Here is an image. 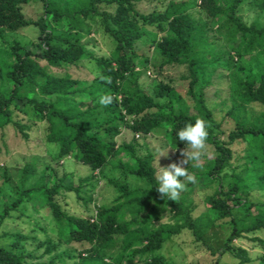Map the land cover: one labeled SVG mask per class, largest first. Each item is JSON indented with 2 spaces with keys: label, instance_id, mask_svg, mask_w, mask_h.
<instances>
[{
  "label": "trees",
  "instance_id": "1",
  "mask_svg": "<svg viewBox=\"0 0 264 264\" xmlns=\"http://www.w3.org/2000/svg\"><path fill=\"white\" fill-rule=\"evenodd\" d=\"M159 1L0 0V34L7 28L37 30L35 42L15 40L8 49L0 47V136L12 126L28 137L29 126L14 114L29 107L36 119L45 122V139L56 145L57 159H75L103 177L105 167L111 165L143 180L132 186L120 178L105 177L117 191L113 202L80 216L65 211L57 196L74 190L80 197L82 183L67 184L52 168L28 185L38 167L25 164L16 189L18 198L4 204L0 226L20 206L33 201L53 216L58 240L11 231L14 244L32 240L37 245L27 252L0 245V264H57L54 251L73 243L87 246L68 254L71 264H168L160 253L166 241L186 230L196 242L207 245V233L223 221L231 231L223 246L211 251L215 264H221L219 259L227 252L239 258V264L252 262L247 249L233 244L245 236L264 248V240L255 235L264 229V200H253L246 191L253 188L264 193V23L259 17L251 23L244 20L240 6L247 0H168L165 9L148 12L139 6ZM31 2L42 3L39 18L24 14L23 6ZM254 2L264 12V0ZM196 7L203 16L200 19L192 13ZM99 29L114 41L107 57L96 55L83 41ZM142 42H147V50L154 46V58L143 50ZM85 59L98 72L90 82L70 72ZM172 67L184 69L183 95L171 78L162 75ZM149 68L157 77L144 88L139 80ZM219 70L226 71L230 81L232 106L227 116L235 120L228 130L213 117L200 87L205 75ZM177 93L183 97L180 102L186 99L187 103L178 105ZM102 95H110L112 102L100 105ZM255 105L262 109L255 112ZM197 118L208 124L204 162L199 167L189 164L193 180L176 201L164 199L156 190L154 153L141 154L134 142L118 144L116 138L124 128L137 135L163 130L171 149L180 151L186 146L176 140V130ZM238 143L246 144V164L228 175L225 170L232 165ZM214 183L218 186L207 197V210L194 215L195 187ZM167 214L168 221L161 223ZM114 245L117 253L107 252ZM259 264H264V255L259 256Z\"/></svg>",
  "mask_w": 264,
  "mask_h": 264
},
{
  "label": "rangeland",
  "instance_id": "2",
  "mask_svg": "<svg viewBox=\"0 0 264 264\" xmlns=\"http://www.w3.org/2000/svg\"><path fill=\"white\" fill-rule=\"evenodd\" d=\"M254 0H247L240 6V13L244 20L248 23L253 22L257 17L264 23V12L254 3ZM168 0H160L157 4L140 3L139 6L143 11H150L152 9H165ZM23 11L28 18H39L43 14V7L41 2H31L23 6ZM193 15L200 19L202 14L199 7L192 11ZM58 30L57 28H55ZM63 30L59 29L58 31ZM214 34H211L213 37ZM217 36V35H216ZM215 37V36H214ZM213 37V38H214ZM37 39V30L33 27H26L19 31L11 29H4L0 34V47L9 48L15 40L29 44L35 42ZM222 40H225L221 36ZM84 42L93 50L98 56H109L114 48V41L108 34L102 30H94L90 35L85 36ZM147 42H142V48L151 58L155 57L154 46H150L147 50ZM184 71L183 67H172L165 70L162 75L171 78L174 82L175 90L178 93L184 94L185 85L180 81V76ZM70 72L76 78L90 82L98 73L93 62L89 59L79 60L76 66L70 68ZM157 74L152 69H147L140 77L139 83L144 88H149L153 79ZM210 82L206 84V82ZM203 87L204 95L207 99V105L213 113L216 121H223L224 128L227 130L234 126L235 117L228 115L232 103L230 98V81L226 71L219 70L214 74L208 73L205 75L203 82L200 84ZM177 93V104L187 103L180 102L183 97ZM89 98L88 103L89 104ZM86 104V105H87ZM261 106H253V110L258 112ZM14 118L19 120L22 124H26L29 128L26 130L28 137H24L21 132L14 129L12 126L6 127L3 134L0 136V214L4 204H11V202L18 198L16 189L19 187L22 168L25 164L31 163L38 167L28 185H31L40 174L47 172L54 168L57 174L64 179L65 183L73 184L80 187V197L76 191H65L63 195L57 196L58 202L63 209L70 214L87 216L89 213H94L98 205L111 204L117 195L116 189L107 182L105 177H116L129 182L132 186L143 184L140 177H135L129 174H122L119 170L107 165L104 169L105 176H100L98 171L93 172L91 168L75 159H67L63 157L57 159L56 145L48 143L45 139V122L36 119L30 108L27 107L25 111L16 110ZM234 120H233V119ZM117 143L134 142L139 153L143 154L149 150L155 155L156 174L159 166L166 167L170 163L179 162L182 150H173L168 145L165 133L163 130L149 133L148 135H137L129 128H124L123 132L116 138ZM207 147V145H205ZM167 151V155H158L161 151ZM205 150V149H204ZM234 157L231 160V167L226 168L225 173L230 175L235 169L241 170L245 164L247 155V147L244 143H238L234 149ZM158 158V159H157ZM204 162L203 158L198 163ZM94 174L91 181H84ZM194 177L192 172H189ZM247 182L250 178H246ZM187 184V181H184ZM218 186L214 183L208 186L197 185L192 192L194 200L193 214L197 215L207 210V197ZM246 190V189H245ZM249 192V198L262 201L264 200V193L260 190L250 188L246 190ZM89 196L92 199H88ZM24 213H21L20 211ZM169 214H167L161 221L165 223L168 221ZM11 231H21L24 234L37 237L39 240H44L47 236L58 240V226L53 216L47 211L45 206L36 207L33 201H28L20 208L13 212L11 217L6 218L0 226V245L11 250H23L24 252L35 250L37 242L29 240L28 243H21L16 245L13 243L14 236L10 234ZM231 231V226L228 222L223 221L213 226L207 233V245L196 242L190 231H183L181 234L175 236L172 240L164 243L160 253L168 264H215L216 256L211 253L214 249L223 246L226 237ZM264 240V229L256 232ZM248 236H253L249 234ZM234 246H241L250 252L253 261L249 264H259V256L264 255V248L261 244L253 242L250 237H242L234 240ZM87 246V243H73L71 245L62 244L56 255L57 264H71L72 259L68 254L78 253L82 247ZM118 248L114 245L108 248L107 252L115 254ZM43 252L44 249L39 250ZM49 256L47 257V259ZM220 263L239 264L240 259L235 258L232 253L227 252L220 257Z\"/></svg>",
  "mask_w": 264,
  "mask_h": 264
},
{
  "label": "clouds",
  "instance_id": "3",
  "mask_svg": "<svg viewBox=\"0 0 264 264\" xmlns=\"http://www.w3.org/2000/svg\"><path fill=\"white\" fill-rule=\"evenodd\" d=\"M112 102L110 95L99 97V104L107 106ZM176 140L185 144L181 152L182 159L176 163H170L166 167L159 166L156 179V190L162 198L176 201L184 190V181L192 182L193 177L187 171L189 164L199 167V161L205 149L208 137V124L204 119L197 118L193 122H186L183 127L175 132ZM167 151H161L158 158L167 155ZM157 158V159H158Z\"/></svg>",
  "mask_w": 264,
  "mask_h": 264
}]
</instances>
